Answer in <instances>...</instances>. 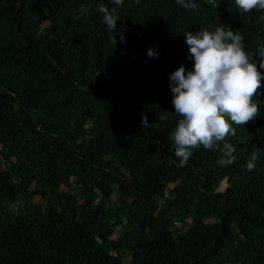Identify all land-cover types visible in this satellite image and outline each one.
<instances>
[{"label":"trees","instance_id":"1","mask_svg":"<svg viewBox=\"0 0 264 264\" xmlns=\"http://www.w3.org/2000/svg\"><path fill=\"white\" fill-rule=\"evenodd\" d=\"M195 2L124 0L112 32L113 0H0V264H264V79L259 115L183 167L169 88L185 32L222 24L258 54L264 10Z\"/></svg>","mask_w":264,"mask_h":264},{"label":"clouds","instance_id":"2","mask_svg":"<svg viewBox=\"0 0 264 264\" xmlns=\"http://www.w3.org/2000/svg\"><path fill=\"white\" fill-rule=\"evenodd\" d=\"M175 2L188 11L197 7L195 0ZM208 2L219 7L217 0ZM123 3L124 0H113L114 7H97L101 23L108 31L116 29L118 9ZM235 4L241 13L264 10V0H235ZM79 10L86 14L91 5L82 4ZM184 35L193 60L192 70L186 71L180 65L169 76L174 114L179 117L170 138L175 144L174 155L180 167L187 164L193 149L203 146L211 150L229 135H235L233 124L244 126L259 115L260 108L254 102V96L264 79L257 68L259 63V69H264V47L258 50V54L245 51L244 37L239 31L219 24L214 31L203 29ZM147 54L150 57L156 55L151 49ZM142 124L144 127L148 125L146 116L142 117ZM235 151L233 145L225 143L218 163L221 166L235 163ZM256 159L258 155L253 153L247 164L248 170L255 167Z\"/></svg>","mask_w":264,"mask_h":264},{"label":"rangeland","instance_id":"3","mask_svg":"<svg viewBox=\"0 0 264 264\" xmlns=\"http://www.w3.org/2000/svg\"><path fill=\"white\" fill-rule=\"evenodd\" d=\"M87 128H89V125H87ZM3 149L2 148H0V154H2L3 153ZM74 184V183H73ZM225 188V183H224V181L223 182H221V184H220V186H219V188H218V191H222L223 189ZM170 199V198H172V194H171V187H169V190H167L166 192H165V194H164V197L163 198H161L160 199V205H162L163 203V201H164V199ZM176 221H175V226H177V227H183V228H187L188 226H189V222H190V219L189 220H187L186 222H180L177 218L175 219Z\"/></svg>","mask_w":264,"mask_h":264}]
</instances>
